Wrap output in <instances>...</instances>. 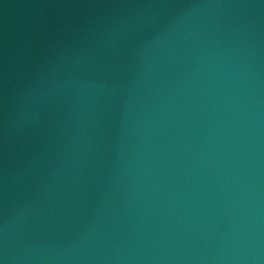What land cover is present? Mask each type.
<instances>
[{"label":"water","instance_id":"1","mask_svg":"<svg viewBox=\"0 0 264 264\" xmlns=\"http://www.w3.org/2000/svg\"><path fill=\"white\" fill-rule=\"evenodd\" d=\"M0 264H264V0H0Z\"/></svg>","mask_w":264,"mask_h":264}]
</instances>
